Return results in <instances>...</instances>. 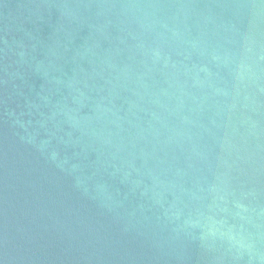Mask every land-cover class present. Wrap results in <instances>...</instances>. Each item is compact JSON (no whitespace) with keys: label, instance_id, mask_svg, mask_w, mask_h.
<instances>
[{"label":"water","instance_id":"95a60500","mask_svg":"<svg viewBox=\"0 0 264 264\" xmlns=\"http://www.w3.org/2000/svg\"><path fill=\"white\" fill-rule=\"evenodd\" d=\"M0 264H264V0H0Z\"/></svg>","mask_w":264,"mask_h":264}]
</instances>
